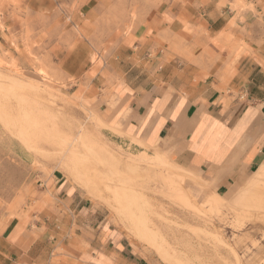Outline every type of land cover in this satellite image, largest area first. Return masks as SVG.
<instances>
[{
    "label": "rangeland",
    "instance_id": "1",
    "mask_svg": "<svg viewBox=\"0 0 264 264\" xmlns=\"http://www.w3.org/2000/svg\"><path fill=\"white\" fill-rule=\"evenodd\" d=\"M192 4L193 0H0V232L18 222L51 263H66L86 253V238L105 236L104 229L110 228L131 244L142 264H264V165L252 176L249 171L236 179L227 196L191 192L192 196L167 152L166 158L155 147L144 149L134 138L139 148L124 143L119 126L98 115L95 95L86 97L92 79L111 87L126 71L136 75L146 69L152 76L174 59L196 64L218 59L205 48L212 40L205 23L194 25L185 14ZM231 9L234 16L219 33L228 46L227 66L250 54L245 36L256 35L257 44L264 41V0H234ZM246 13L253 18L247 20ZM174 21L183 27L181 32L169 27ZM138 33L145 35L144 50L135 48ZM79 46L89 64L79 69L81 63L70 58L75 74L69 73L62 59ZM46 110L55 117L48 119ZM89 142L119 162L123 181L106 176L134 195L141 194L144 212L116 211L76 185L66 157L85 164L90 157L98 158ZM71 145L82 154L70 151ZM184 170L187 177H201ZM205 181L208 193L216 190L212 181ZM63 189L75 191L77 199L95 212L94 223L86 229L73 216L74 203L64 197ZM136 226L151 232L163 256L137 236Z\"/></svg>",
    "mask_w": 264,
    "mask_h": 264
},
{
    "label": "crops",
    "instance_id": "2",
    "mask_svg": "<svg viewBox=\"0 0 264 264\" xmlns=\"http://www.w3.org/2000/svg\"><path fill=\"white\" fill-rule=\"evenodd\" d=\"M233 1L193 0V7L185 9L194 25L196 21L205 23L207 36L212 39L205 48L219 55L218 59L198 64L174 59L152 76L146 69L136 75L126 71L111 87L92 79L86 92V97L95 95V103L91 102L100 118L117 129L119 126L124 143L139 148L134 138L144 149L155 147L164 155L167 152L184 175L183 187L205 197L227 196L236 179L249 171L252 176L259 165H264V41L257 44L256 35L252 39L245 36L250 54L227 66L228 46L219 33L235 14ZM245 16L247 20L253 18L252 13ZM169 27L175 33L183 29L176 21ZM138 34L135 48L144 50L145 35ZM81 47L62 59L61 66L67 72L74 73L68 64L70 58L81 63L79 69L89 64L80 54ZM183 167L201 177H187ZM206 179L216 185V190L208 193ZM62 192L71 205L74 203L71 212L80 226L86 229L94 223L95 212L82 198L77 199L79 194ZM104 231L105 236L86 238L90 246L86 253L66 263H51V258L37 250V241L12 221L0 232V264H74V260L78 264H142L123 236L110 228Z\"/></svg>",
    "mask_w": 264,
    "mask_h": 264
},
{
    "label": "bare ground",
    "instance_id": "3",
    "mask_svg": "<svg viewBox=\"0 0 264 264\" xmlns=\"http://www.w3.org/2000/svg\"><path fill=\"white\" fill-rule=\"evenodd\" d=\"M42 110H43V108H42ZM45 115H47L49 117V118L47 117L48 119H53V117H55L54 115H52L49 112V110L45 111ZM30 126H32V125H30ZM22 127H23V125H22ZM23 128H25V127H23ZM32 128H33V126H32ZM31 131L33 132V130H31ZM27 133H29V132H27ZM32 134H34V133H32ZM87 141H89V140H87ZM91 143L89 142V144H91ZM91 145H94V147L96 148L98 158L90 157V161L86 164L79 161L78 159H75L74 157L68 158L69 155H67V157H66L67 159L65 158L66 161H70L71 165L68 167V173L71 176V178L73 179V181L76 183V185L79 186L80 188H82L83 190H85L88 195H91L93 197L98 198L99 201L105 203L106 205L110 206L112 204L111 206L116 211H119V209H122V210L127 209V210L132 211L133 210L132 208H138L139 210H142L145 207L146 202H145L144 198L139 197V196H141V194L139 196L134 195L133 193H131V190L127 188L126 185L124 187V186L119 185V184H114L113 182L109 181V178H107V176H106V175H108V176L116 177V179H119V182L123 181L120 179H122L123 175H125V174L120 173V170L118 167L120 165L119 162L100 145H98L96 143H92ZM76 148H77L76 146L71 145L69 147V150L70 151L72 150V152H73V150H75L74 154H76V155L82 154L81 151L77 150L78 148L77 149ZM98 163H100L101 169L99 167H97V166H99V165H97ZM135 169H137V167L133 168V171ZM135 172H136V170H135ZM135 172L131 173V174L134 175ZM123 173H124V171H123ZM126 175L128 176V174H126ZM137 175H138V171H137ZM131 177H133V176H131ZM134 190H136V189H134ZM143 212H144V209H143ZM141 215H143V214H141ZM119 217H120V215H119ZM130 217H132V216L130 215ZM135 229H136L135 231L137 233V236L139 238H142V240L143 241L145 240V242L148 241L150 244H152V246L158 252V254L163 256V250L159 246V243L157 241H155V238L152 236L151 232H149L146 229V227H144V226L137 227L136 226ZM155 229H157V228H155ZM135 231L133 232L134 234H135ZM150 231H152V230H150Z\"/></svg>",
    "mask_w": 264,
    "mask_h": 264
}]
</instances>
